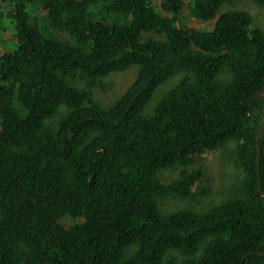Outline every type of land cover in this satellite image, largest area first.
<instances>
[{
  "label": "trees",
  "instance_id": "16d2710c",
  "mask_svg": "<svg viewBox=\"0 0 264 264\" xmlns=\"http://www.w3.org/2000/svg\"><path fill=\"white\" fill-rule=\"evenodd\" d=\"M230 3L167 0L165 16L157 0H8L0 264H264V31L245 10L221 11ZM183 11L212 28L179 25ZM132 66L138 74L114 104L95 101L96 87ZM60 106L57 126L47 124ZM230 143L240 195L164 215L158 199L208 197L191 167Z\"/></svg>",
  "mask_w": 264,
  "mask_h": 264
},
{
  "label": "rangeland",
  "instance_id": "374dc122",
  "mask_svg": "<svg viewBox=\"0 0 264 264\" xmlns=\"http://www.w3.org/2000/svg\"><path fill=\"white\" fill-rule=\"evenodd\" d=\"M8 0L2 3V11L4 17H2V27H0V55L5 52H11L15 49L14 36L12 35L8 21L5 19V15L8 12L7 7ZM167 0H157V9L165 16H170L167 8L165 7ZM245 10L250 13L253 18L254 25L258 26L264 31V6L258 5L251 0H231V3L225 5L221 11L227 10ZM179 25L182 24L188 28L199 29H211L212 22H201L191 18L186 11H183ZM58 35L62 39L73 41L72 38L66 32H59ZM155 37V36H154ZM138 74V67L132 66L127 71L118 72L112 74L104 80L103 86H98L93 90L94 99L104 107L114 104L132 84ZM184 77V74H179L160 86L149 105L144 111V116L149 117L154 113L155 108L162 100V98L175 87L180 80ZM229 78L227 72L220 76V79L226 80ZM70 83L77 88H84L85 81L80 79H70ZM67 112L65 106H60L58 113L47 120V124L56 127L59 119ZM233 151L234 145L228 144L219 151L206 154L199 157L193 166L191 172L196 176L195 189L204 188L210 189V193L206 198H197L194 200H180V199H158L160 211L164 215L172 214L180 210L189 209L197 213H204L210 207L218 205L223 201L240 195V188L243 183L244 176L238 172L233 165ZM180 168H173L170 170H162L158 173V178L161 182H168L174 180L179 174ZM60 222L68 227L72 224L73 220L69 216H64L60 219ZM168 258H175L180 262L183 258L177 252H171Z\"/></svg>",
  "mask_w": 264,
  "mask_h": 264
},
{
  "label": "water",
  "instance_id": "95a60500",
  "mask_svg": "<svg viewBox=\"0 0 264 264\" xmlns=\"http://www.w3.org/2000/svg\"><path fill=\"white\" fill-rule=\"evenodd\" d=\"M263 92H264V89H262V91H260L259 94L261 95V94H263ZM263 119H264V110H263ZM263 129H264V121H263V128H262V130H263ZM262 130H261V131H262ZM258 136H259V135H258Z\"/></svg>",
  "mask_w": 264,
  "mask_h": 264
}]
</instances>
